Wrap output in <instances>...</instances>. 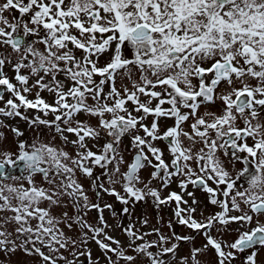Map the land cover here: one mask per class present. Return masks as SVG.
<instances>
[{
    "label": "snow or ice",
    "instance_id": "6c2138e0",
    "mask_svg": "<svg viewBox=\"0 0 264 264\" xmlns=\"http://www.w3.org/2000/svg\"><path fill=\"white\" fill-rule=\"evenodd\" d=\"M105 54L109 59L101 65ZM34 90L35 98L29 99ZM5 93L10 94L6 101ZM0 102V116L19 117L37 132L32 143L18 141L15 158L0 152V252L23 250L40 264H80L86 256L93 264L86 246L94 241L107 264H200L197 257L209 248L217 264H231L237 253L264 247V0H0ZM217 103L219 113L208 110ZM21 108L37 114L29 118ZM81 114L98 124L78 119ZM150 115L149 126L144 121ZM162 118L174 124L161 134ZM189 121L190 131L184 127ZM39 126L71 144L75 155L42 142ZM6 127L0 120V128ZM10 130L23 136L16 127ZM102 133L107 141L100 146ZM125 136L134 149L130 163L121 154ZM160 140L167 142L170 162L154 146ZM89 141L97 142L98 151ZM226 162L244 167L233 178ZM97 167L103 171L93 178ZM146 167L154 169L150 179H158L161 187L179 177L182 190L189 184L200 188L221 210L198 221L195 207H180L187 204L181 195L161 198L150 181L144 183L140 172ZM77 172L91 181L97 200L103 191L124 205L147 197L157 208L175 201L177 222L202 234L206 243L177 259L178 242L195 237L166 236L158 228L140 233L130 224L118 225L128 238L122 244L105 231L110 225L103 212L112 211V205L93 203ZM37 175L49 187L38 186ZM65 197L76 214L54 216L51 209L63 206ZM92 210L98 213L97 226L86 219ZM233 211L240 215H230ZM128 212L124 207L122 213ZM230 223L250 230L230 244L212 235ZM74 225L77 238L64 230L71 232ZM153 233L157 239H145ZM256 255L251 252L244 264H256Z\"/></svg>",
    "mask_w": 264,
    "mask_h": 264
},
{
    "label": "rangeland",
    "instance_id": "374dc122",
    "mask_svg": "<svg viewBox=\"0 0 264 264\" xmlns=\"http://www.w3.org/2000/svg\"><path fill=\"white\" fill-rule=\"evenodd\" d=\"M6 15H9V13H6ZM10 15H17V13L13 12ZM27 19V17L25 18ZM43 35V33H41ZM29 41L33 39V37L29 36L27 38ZM42 47V46H41ZM126 54H130L126 51ZM79 55V53H78ZM110 54H105L100 58V64L103 65L105 62L108 61ZM5 71L9 75V77H12L14 73L9 69L6 68ZM99 77H97V80ZM15 83V81L13 80ZM34 81H30V84L33 83ZM126 83V82H125ZM117 87H121V83L118 80L117 81ZM108 91V87H105V92ZM41 95L43 98L49 102H53V96H51L47 92H42ZM10 94L5 93L4 95V100L6 101L9 98ZM29 99H34L35 98V90L31 95L28 96ZM142 100L146 99L145 97H141ZM157 103V101H153V105ZM0 106H3V103L0 102ZM164 107H168V105H164ZM129 110H132V105L129 103L128 105ZM209 111L217 112L219 113L220 111V104L217 103V105L208 106ZM20 111L28 116L29 118L35 116L37 113L35 110H25L23 108L20 109ZM205 111L204 108L200 109L201 114ZM41 116H43L42 113H40ZM133 115H139L138 113L133 112ZM47 119L51 120L53 119L52 115L50 114ZM78 119L80 120H85L87 119L88 122L92 126H96L98 124V119L95 117H86L85 115L81 114ZM0 120H3L4 124L8 125L9 127L6 128H0V132L4 133L5 139L0 141V152H11L15 154L18 152L17 149V144L19 140H24L27 141L28 143H32L33 140L37 136V132L33 130L32 127L29 126V124L19 118H6L0 116ZM153 120V116H148L147 119L144 121L145 124L149 125L151 124ZM159 123V128H160V133L162 134L168 127L172 126L174 124V121L172 119H165L162 118L158 121ZM191 123L189 121L188 123L185 124V129L189 130L188 124ZM11 127H16L18 128L21 132H23L22 137H15L14 133L10 130ZM140 135H144L143 132L141 131L139 133ZM54 133H50L47 128L44 126H39V139L42 142L49 143L51 142L52 144L60 147H64L66 151H68L70 154L75 155V149L71 144L65 145L64 142L59 138V136H56L55 139H53ZM69 140H74L76 137L72 134H67ZM107 141L106 134L102 133L101 134V139L98 141V144L102 146L105 142ZM97 143L94 141H89L88 146L93 150V151H98L97 147H93V144ZM187 143V141H185ZM251 143V141H249ZM154 146L159 147L164 156L163 158L165 159L166 162H170L171 156L168 151L167 147V142L160 140V141H155ZM120 148L122 149V155L124 156L125 161L130 163L132 161V157L134 154V149L131 147L130 144V137L125 136L122 138V143L120 145ZM242 156L244 154H241ZM153 163L155 161L153 160ZM225 166L227 170L230 172V174L235 178L237 172H239L241 169H243L244 164L241 162H236L235 165L228 164L227 162L225 163ZM195 167V165H193ZM126 167L122 166L121 171H125ZM154 169L152 167H146L145 169L141 170L140 176L144 183H149L150 181V187L157 188L160 191L161 198L167 197L169 193L171 192H176L177 194L182 196V199L184 201H187V204L181 203L180 207L181 208H187L189 206L195 207L196 211L193 214L194 218L197 219L198 221L204 220L207 216L210 214H214L221 209L218 206H214L209 204L208 202V194L201 190L200 188L193 187L191 184L188 185L186 190H182L179 187V177H173L171 183L167 187H161V182L158 179H150L151 178V173ZM103 170L100 169L99 167L94 169V177L95 176H100L101 172ZM77 178L79 181L83 184L85 190L88 192V195L93 203H99L101 206L104 204H111L112 205V211H109L107 209L104 210L103 216L104 219L106 220L107 224L110 225L109 228L105 229V231L108 232L109 235L115 237L116 239L120 240L122 244H127L128 243V238L127 236L121 231V227H118V225H122L123 227H127L128 225H133L134 230H138L140 233H147L151 232L152 229H160V231L166 235V236H171L173 232H175L176 235L178 236H190V237H195L194 240H189V241H179V249H178V256L177 259L180 257H184L189 255L190 249L193 247H202L206 241L203 237L202 234H197L193 230L181 226L177 222V218L174 215V210L176 208V203L175 201L169 203V204H164L160 205L159 208L156 207L154 204L153 200L151 197H147L144 201L138 202V203H129L128 205L121 204L119 201H117L116 197L113 195H108L104 193L103 191H100V198L97 200V195L96 192L92 190V184L91 181L82 176L79 172H77ZM101 181L104 182L105 187H109L106 178L101 176ZM35 182L38 186H44V187H49L47 183L42 179L40 175L35 176ZM210 186L216 187L215 184L212 183V181L208 182ZM139 187H143V184L138 185ZM246 186V185H245ZM116 190L120 192L121 195H126L123 191V187L121 184H116L114 185ZM224 185H221L220 188L222 189ZM188 193H192L191 196L188 195ZM219 198L223 199L222 194H219ZM193 200L197 201L196 204H193ZM41 206L46 207V203L42 204ZM124 207H128L129 212L127 214H123L122 210ZM51 212L54 216H61L64 212H67L69 216L75 215V209L72 207L71 203L69 202L68 198H64V205L59 206V207H53L51 209ZM113 212L116 213L115 216H113ZM230 215H240L239 212H230ZM86 219L88 220L89 223L93 224V226H97L98 224V213L96 210H92L88 212ZM147 220V224H143L142 221ZM169 222L172 224V228L170 229L168 227ZM255 223L251 225V227H255ZM74 230L69 232L67 228H65V232L68 233V235H71L73 238H77L79 236V232L75 230V225L73 226ZM246 230H250L248 226L241 225L239 223H230L226 226H222L220 232H217L216 229L212 230V235L217 238L218 240L227 242V243H232L237 239L239 232H243ZM91 235V233H89ZM158 237L156 236L155 233L152 235L146 236V240H155ZM172 242H177L173 240ZM115 246V245H113ZM170 246V245H169ZM87 248L91 249L92 253V261L93 264H96L98 261V264H107L106 259L104 258V254L101 251V249L97 246V244L94 241H89V243L86 246ZM83 250V249H81ZM228 250V249H225ZM152 251H156V249H152ZM255 251L257 253L256 255V264H264V247L257 246L255 248L248 249L242 253H237L236 254V259L232 260L231 264H244L245 258L251 254V252ZM67 255V253H65ZM115 258V257H113ZM170 259V257H169ZM197 259L200 261V264H217V255L215 251L211 248H209L204 254L199 255ZM0 264H40V260L38 257L35 256H30L27 255L23 250H17L12 253H4L0 252ZM80 264H88V259L86 256H81L80 257Z\"/></svg>",
    "mask_w": 264,
    "mask_h": 264
},
{
    "label": "water",
    "instance_id": "95a60500",
    "mask_svg": "<svg viewBox=\"0 0 264 264\" xmlns=\"http://www.w3.org/2000/svg\"><path fill=\"white\" fill-rule=\"evenodd\" d=\"M133 156H134V154H133ZM132 159H133V157H132Z\"/></svg>",
    "mask_w": 264,
    "mask_h": 264
}]
</instances>
